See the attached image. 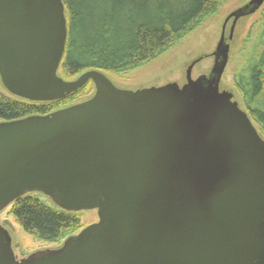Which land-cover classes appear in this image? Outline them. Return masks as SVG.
Returning a JSON list of instances; mask_svg holds the SVG:
<instances>
[{"label": "water", "instance_id": "water-1", "mask_svg": "<svg viewBox=\"0 0 264 264\" xmlns=\"http://www.w3.org/2000/svg\"><path fill=\"white\" fill-rule=\"evenodd\" d=\"M251 0L226 19L208 77L122 90L90 70L59 75L68 37L63 0H0V79L13 97L95 95L46 116L0 123V213L39 194L99 221L54 252L17 260L0 225V264H264V139L220 90L226 28L258 12Z\"/></svg>", "mask_w": 264, "mask_h": 264}, {"label": "trees", "instance_id": "trees-1", "mask_svg": "<svg viewBox=\"0 0 264 264\" xmlns=\"http://www.w3.org/2000/svg\"><path fill=\"white\" fill-rule=\"evenodd\" d=\"M217 1L63 0L68 37L59 75L72 81L90 70L107 75L123 74L149 63L213 14ZM235 84L244 98L247 115L251 121L256 120L262 137L264 18L253 53ZM92 88L90 82L68 98L52 103H33L0 91V123L49 115L75 105L81 95ZM31 195H25L11 206V215L24 232L41 241L57 243L82 229L79 214L53 209Z\"/></svg>", "mask_w": 264, "mask_h": 264}, {"label": "rangeland", "instance_id": "rangeland-1", "mask_svg": "<svg viewBox=\"0 0 264 264\" xmlns=\"http://www.w3.org/2000/svg\"><path fill=\"white\" fill-rule=\"evenodd\" d=\"M251 0H218L216 11L202 19L190 32L171 44L158 58L145 63L123 74H106L113 84L122 90L137 91L152 87H162L168 84L182 88L186 83V72L196 60L203 58L193 70L192 77H208L214 65L212 54L220 42L222 29L228 16L247 5ZM264 18V5L255 14L242 18L236 24L231 36L233 20L226 28V41L229 48V62L222 77L220 90L234 97L242 110L246 112L244 98L236 88V77L243 71L247 59L251 56L257 38L261 32ZM78 78V77H77ZM75 78V79H77ZM74 79V80H75ZM0 91L12 96L4 88L0 79ZM95 95V87L86 90L76 104L85 102ZM75 104V105H76ZM254 126L260 131L256 120ZM264 138V135H262ZM47 206L58 209L49 198L32 194ZM59 210V209H58ZM80 216L82 229L72 233L57 243H48L24 232L11 215V207L0 213V225L8 232L12 239V248L17 260L28 259L33 255L60 250L65 241L78 235L82 230L99 221L96 211L77 213Z\"/></svg>", "mask_w": 264, "mask_h": 264}]
</instances>
